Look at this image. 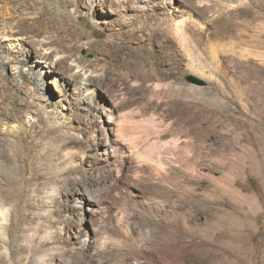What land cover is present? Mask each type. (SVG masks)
<instances>
[{"label": "rangeland", "instance_id": "374dc122", "mask_svg": "<svg viewBox=\"0 0 264 264\" xmlns=\"http://www.w3.org/2000/svg\"><path fill=\"white\" fill-rule=\"evenodd\" d=\"M74 1L44 5L82 36L72 57L102 67L99 99L114 104L117 117L161 124V132L144 133L136 149L125 141L105 153L119 138L104 133L92 106L64 96L53 77L38 91L14 78L32 73L22 62L14 70L0 63V138L13 127L24 147L21 181L0 189L9 209L0 264H34L44 250L47 264H264V0H172L173 14L194 17L186 23L193 59L174 41L165 9L148 12L147 23L133 12L127 28L106 26L99 9ZM131 30L134 57L118 47L119 33L128 40ZM112 34L117 47L108 52ZM160 34L173 41L170 51L162 53L163 39H147ZM39 88L54 103L43 104L47 115L36 106ZM34 115L41 133L38 121L30 128ZM43 142L49 152H72L64 176L46 165L63 168L65 158L37 163ZM74 178L76 192H68Z\"/></svg>", "mask_w": 264, "mask_h": 264}, {"label": "bare ground", "instance_id": "6f19581e", "mask_svg": "<svg viewBox=\"0 0 264 264\" xmlns=\"http://www.w3.org/2000/svg\"><path fill=\"white\" fill-rule=\"evenodd\" d=\"M45 1L46 0H0V63L10 64L11 69L14 70L17 69V65L22 62L27 65L30 70H32V73L30 71L26 73L19 71L18 76H14L13 74L14 78L21 79L24 81V83L26 81L30 85L41 84L44 87L47 77H53V84L55 88L63 92L64 96L73 95L78 100H81L82 102L90 105V107L92 106L95 110L96 117L99 118L101 122V125L103 127L102 130L104 131V133L106 134L107 131L114 130L117 134V137L119 138H115L111 149L105 150V153H109L110 151V153H114L119 149L123 150L125 148L123 143L126 142H128V144L132 148L136 149L139 146L141 137L144 133H160L161 131H159L158 128L161 127V124H153L152 122H150L149 125L146 126L145 124L134 125L132 121L133 119L130 116H120V114L118 113L119 117H117L116 106L114 104H105V102L99 99L98 92H100L99 90L101 85V79L99 78L102 77V67L98 69L94 64L86 65L81 58L72 57L71 54L75 52L77 45L76 43L80 41L82 36L66 23L68 21L66 20L67 18L62 19V16H60L56 11L52 12L51 10H49V8L45 6ZM86 1L88 2L87 7H89V9L95 8L101 11L104 17L101 23L105 24L106 26H112L113 23L117 22L116 24L121 27L126 26L127 28H130L133 27V25L136 23V19L132 17L133 12H137V14L146 16V21L144 23H147L149 21L147 15L148 12H156L158 8L167 10L170 14V31L174 41L178 44L181 52H183L187 57H189L190 59L194 57V41H192V39L190 38V34L188 33L186 26L187 22L194 23V17L192 18V15H190L187 19L185 18V20H183L180 18L183 14L182 11L181 13L180 11H176V15L175 13L173 14L171 11L175 10V8L177 7L173 6V2L171 3L172 0ZM74 3L76 7H82L86 5L85 0H75ZM39 6H41V8H39ZM178 14H181V16H177ZM43 16H47L46 19L43 20ZM131 31L132 34L130 33L131 35H127L129 37L128 40L123 39V37L126 35L119 33V37H122L123 40L120 39V41L122 42L118 43V47L121 49H126V51L129 52V55L131 57H134L132 56L130 51L137 49L136 47L134 48L133 45L135 44L137 46L138 42L134 38L133 30ZM116 37V34H112L109 35V39L107 38L108 40L106 43L109 46L108 52H112V49L117 47V44L113 40L116 39ZM159 38L165 41V45L163 44V46L161 47V50L163 51L162 53L170 51L171 47L173 46V41H171L166 35L160 34L158 38L150 37L147 39L149 41L154 39L153 41H155ZM92 49H94L93 46L89 44L88 51L91 52L93 51ZM105 51L106 50H104L103 48L101 49V52L104 53ZM19 53H22L21 55H24L26 57V60H19L18 62L16 59ZM134 67H137L138 71L141 72L139 64H136L134 62ZM33 74H35V77ZM32 81H34V83ZM160 86L161 85L155 84L154 88L157 89ZM189 89L191 92H193L192 87ZM41 90H44V88ZM46 94L41 92L39 94L40 101H38L37 103L35 102L37 108L45 115H47V112L43 104L50 102L54 105V103L50 101ZM58 102L60 103L61 100ZM58 102H56L55 105H57ZM31 118L35 122L30 125V128H35V123L36 121L40 122L41 116L34 115L31 116ZM38 128L39 133H41L44 129L41 122ZM19 132L20 130H16L15 128L10 127L8 128V132L6 133V135L0 138V189H2L3 185L5 184H16L21 181L20 166L18 165V160L24 156V147L17 141V138L19 137L17 136V134ZM8 134L11 135L12 138H14L13 142L7 139ZM69 151H65L61 148H56L49 152L47 142H43L42 148L35 156V159L37 160V163L40 164L44 162V160H47L46 156L65 158L68 161L66 165H64L63 168H59L57 170L55 169L56 171L52 169L53 167H51L50 163L48 166L46 165L48 170L46 172H48L49 174L64 176V174L67 173V169L69 167H73L71 161L73 154L71 155L72 152L70 153ZM139 156L140 155H138V159ZM156 161V165L159 168H162L163 164L161 159L157 158ZM65 177L67 179V175ZM50 181L52 180H47L45 182ZM78 184L79 181L75 180V178L69 179L65 183V190H67L68 192H76L73 185ZM55 191V186L52 185L47 195L51 196L55 194ZM81 198L86 202L84 196ZM80 203V206L78 204L77 205L78 208L82 210V202ZM94 203L95 202L93 201V199L87 201V204H89V206L94 205ZM8 217L9 209L4 204L3 199L0 198V240L5 239V226L7 224ZM46 252H48V250H44L43 252L39 253V255L35 256L34 264H47Z\"/></svg>", "mask_w": 264, "mask_h": 264}]
</instances>
